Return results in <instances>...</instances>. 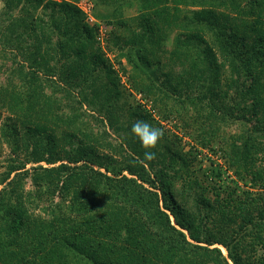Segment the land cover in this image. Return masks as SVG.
I'll return each instance as SVG.
<instances>
[{
    "label": "trees",
    "instance_id": "obj_1",
    "mask_svg": "<svg viewBox=\"0 0 264 264\" xmlns=\"http://www.w3.org/2000/svg\"><path fill=\"white\" fill-rule=\"evenodd\" d=\"M79 1L3 0L0 264H264V0Z\"/></svg>",
    "mask_w": 264,
    "mask_h": 264
},
{
    "label": "rangeland",
    "instance_id": "obj_2",
    "mask_svg": "<svg viewBox=\"0 0 264 264\" xmlns=\"http://www.w3.org/2000/svg\"><path fill=\"white\" fill-rule=\"evenodd\" d=\"M86 4V5H84ZM77 7L80 8V10L86 11L84 12L86 15H89L90 18H92V21H89V19L87 20L90 23H93L94 21L97 22L99 24V38L104 37V35L106 34V32H108L107 27L109 28V25H103L104 23L101 22L100 20L103 19V17H107L108 14L105 13L104 10L100 9V8H93V5L90 3V1L88 0H80L77 4ZM90 7V11L87 12V9ZM3 8V0H0V10ZM40 12V10H38L37 12H35L36 14ZM17 11L14 12V14H16ZM125 17H134L136 16V13H134L133 11H125L124 12ZM170 41L169 40L166 44L167 48L170 47ZM103 45V43H101V46ZM105 54L108 58H110L112 60L113 55L106 53ZM113 61V60H112ZM8 67V66H7ZM114 67L116 68L117 65L114 63ZM2 79V78H1ZM0 79V80H1ZM122 80L125 81V78L122 77ZM7 116V113L4 110L0 111V122L1 124H3V122L5 121V117ZM173 123H169L168 125H166L165 128L174 130V128L172 127ZM239 123H235L234 125H231V127L229 128V131H232V133H234L237 129H238V125ZM181 132V131H180ZM227 137V136H226ZM190 143V140L188 138H183L182 139V143L183 144H187ZM191 144V143H190ZM11 158L13 159L14 157H12L9 147L6 144V142L4 141V139L0 140V174L4 171L5 168V164L8 160H11ZM22 156H19V159H21ZM197 159L200 160V165L203 169H206V167L208 165H210V162H213L214 166H222L221 168L223 169L225 167V162L223 161V159L221 157H219V153L217 154H213V153H208L206 150H203L198 156ZM31 164H28L27 167L29 168ZM41 165L45 166L44 163H41ZM230 176H233L232 173H230ZM241 185V184H240ZM241 189H244V187H241ZM23 190H25L24 193H26L27 190L31 191L32 190V185H31V180L29 177L25 178L23 180ZM208 196L212 197V193L211 191H209L207 193ZM223 254H225V251L222 249Z\"/></svg>",
    "mask_w": 264,
    "mask_h": 264
},
{
    "label": "clouds",
    "instance_id": "obj_3",
    "mask_svg": "<svg viewBox=\"0 0 264 264\" xmlns=\"http://www.w3.org/2000/svg\"><path fill=\"white\" fill-rule=\"evenodd\" d=\"M131 134L139 141L144 148V160L150 162L156 158V152L153 151L160 140L164 137L162 128L154 127L146 120H136L131 127Z\"/></svg>",
    "mask_w": 264,
    "mask_h": 264
},
{
    "label": "built area",
    "instance_id": "obj_4",
    "mask_svg": "<svg viewBox=\"0 0 264 264\" xmlns=\"http://www.w3.org/2000/svg\"><path fill=\"white\" fill-rule=\"evenodd\" d=\"M84 5H86V4H84ZM86 7H89V6H86ZM89 9H90V7L87 9V12L90 11ZM82 11H83V10H82ZM83 12H86V11H83ZM88 19H89V21H92V18H90L89 15H88Z\"/></svg>",
    "mask_w": 264,
    "mask_h": 264
}]
</instances>
